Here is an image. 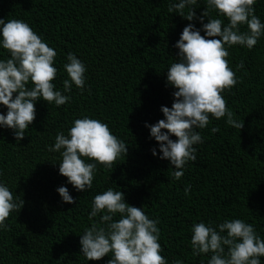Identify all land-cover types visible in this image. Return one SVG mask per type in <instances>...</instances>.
I'll return each instance as SVG.
<instances>
[{"label":"trees","instance_id":"trees-1","mask_svg":"<svg viewBox=\"0 0 264 264\" xmlns=\"http://www.w3.org/2000/svg\"><path fill=\"white\" fill-rule=\"evenodd\" d=\"M178 2L0 0V19L27 23L56 51L57 75L52 83L70 97L60 106L38 99L35 119L19 142L13 129L0 126V183L17 202L24 201L19 213L13 211L5 220L6 228H0V264H107L111 253L88 261L79 241L84 230L99 221L101 214L89 218L94 196L109 188L123 192L127 204L159 221L158 243L166 264L176 260L207 264L211 253L193 255L195 223L215 227L226 219H242L264 240V33L251 49L225 45L238 82L221 95L233 118L243 121V128L227 125L226 117L210 116L207 127L195 129L203 143L193 145L196 161L185 164L179 180L172 176L178 169L160 159V145L145 126L164 119L161 107L171 108L174 101L176 89L167 83V69L179 61L174 45L183 28L191 23L205 35L198 18L207 0H196L197 18L192 21L168 12L169 5ZM190 7H185V15ZM253 7L264 24V0H255ZM209 18L228 22L214 10ZM239 28L248 31L246 25ZM69 52L85 65L83 90L75 85L70 92L63 90V80L68 79L63 65ZM9 58L0 45V60ZM241 61L244 66L237 70ZM6 113L7 108L0 105V114ZM85 116L106 123L126 144L127 152L112 169L97 163L92 187L81 192L59 173L60 153L49 147L58 132L67 135L73 121ZM213 127L220 130L212 133ZM61 186L74 203L62 201L56 191ZM119 218V214L113 217ZM259 259L264 264V257Z\"/></svg>","mask_w":264,"mask_h":264},{"label":"clouds","instance_id":"clouds-1","mask_svg":"<svg viewBox=\"0 0 264 264\" xmlns=\"http://www.w3.org/2000/svg\"><path fill=\"white\" fill-rule=\"evenodd\" d=\"M254 3L255 0H207L198 18L205 35L189 23L174 45L179 49V61L167 69V83L176 89L174 101L171 108L161 107L164 119L145 126L160 145V159L168 160L178 169L172 172L177 180L183 176L185 164L196 161L197 150L193 145L203 143V139L195 129L207 127L210 116L217 120L226 117L227 125L238 130L243 128V121L233 118L221 95L238 82L236 73L229 67L225 45L251 49L257 44L264 33V24L254 14ZM195 4L196 0H179L169 5L168 12L192 21L197 18ZM186 6H191L187 15ZM212 10L227 18V24L219 18H209ZM204 18L207 23H203ZM240 25H246L248 31L241 32ZM0 26V45L11 57L0 60V105L7 108L6 115L0 114V126L13 129L14 138L19 142L35 119L38 99L60 106L69 102L70 97L55 90L52 83L57 75V68L53 66L56 51L21 20L0 19ZM66 59L63 67L68 79L63 80L64 92H70L73 85L83 90L85 65L71 52ZM243 66L241 61L236 68ZM29 82L31 87L27 86ZM219 130L213 127L211 132ZM170 136L176 139L173 141ZM49 151L60 153L59 173L77 191L83 192L92 187L97 163L112 169L117 158L126 155L127 146L112 134L106 123L85 116L73 121L67 135L58 132ZM152 155H156L155 149ZM82 157L96 163H87ZM190 188V185L185 187V195ZM56 191L63 202L74 203L66 187ZM23 204L22 199L17 202L9 188L0 183V228H6L5 220L11 212L19 213ZM98 214H101L99 221L86 228L79 241L81 253L88 261L100 260L111 253L107 264H166L158 243L159 221L150 219L142 208L127 204L123 192L109 188L95 195L89 218ZM116 214L120 215L118 220L113 219ZM191 232L193 255L211 253L207 264H261L259 258L264 257V240L252 224L242 219H226L215 227L195 223ZM173 264H182V261L176 260Z\"/></svg>","mask_w":264,"mask_h":264}]
</instances>
